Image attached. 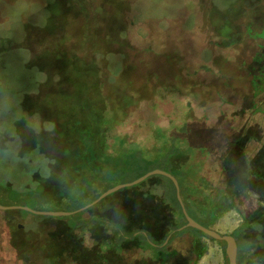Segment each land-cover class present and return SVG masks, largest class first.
I'll return each instance as SVG.
<instances>
[{
	"label": "rangeland",
	"instance_id": "374dc122",
	"mask_svg": "<svg viewBox=\"0 0 264 264\" xmlns=\"http://www.w3.org/2000/svg\"><path fill=\"white\" fill-rule=\"evenodd\" d=\"M131 1L0 0V203L63 211L87 205H81L77 178L88 157L81 137L99 143L102 118L109 105L118 108V94L143 90L148 81L185 79L174 21L198 19L209 39L203 58L215 69L204 75L206 97L238 105L242 116L249 112L254 120L236 142L222 149L216 144L212 164L224 166L220 185L211 181L212 166L211 180L198 186L199 202L219 205L213 224L194 217L240 237L242 245L248 240L238 264H264V0H144L139 9L152 18L144 35L128 27L125 8ZM229 44L233 51L227 55ZM218 123L228 125L224 119ZM157 184L150 177L120 189L86 214L0 211V264L6 258L11 264H69L65 257L53 260L58 246L73 250L71 260L78 264H95L97 251H106L102 263L126 264L130 256L112 247L114 227L153 230L162 241L170 237L168 226H176L171 206L160 204ZM29 192L35 198H26ZM202 239L208 248L196 264H229L225 240ZM137 241L129 245L135 256ZM193 242L185 233L172 247L188 251L189 262L196 256ZM88 243L91 255L85 259Z\"/></svg>",
	"mask_w": 264,
	"mask_h": 264
},
{
	"label": "trees",
	"instance_id": "16d2710c",
	"mask_svg": "<svg viewBox=\"0 0 264 264\" xmlns=\"http://www.w3.org/2000/svg\"><path fill=\"white\" fill-rule=\"evenodd\" d=\"M142 1L144 0L126 2L125 11L130 20L129 29L139 28V33L144 35L152 18L139 9ZM179 10L190 13L187 8L184 10V6H179ZM197 21L186 24H182L183 21H174L178 32L173 35V40L182 55L183 70L187 73L185 79L193 77L195 83L190 84L187 80L184 82L185 79L176 76L174 80L171 79L172 82L157 80V83L150 85L148 81L143 90H134L125 95L118 94L121 96L118 99V108L109 105L102 118L98 131L99 143L92 144L81 137L88 153L87 160L80 165L81 170L77 176L81 191L84 193V202L81 205L91 203L104 190L116 183L129 182L152 169L162 168L177 177L190 215L205 219L210 226L213 224L214 214L219 205H212L211 199H206L203 204L199 202L198 186L205 185L211 180L210 171L214 168L216 177L212 176L211 181L216 187L220 185L224 166L212 164L216 162L214 157L216 144L219 145L218 149H222L227 147L223 145L236 142L240 133L242 135L252 125L254 118L249 112L242 116L238 105L231 104L225 99L211 100L206 97L204 75L207 71L210 73L215 69L211 62L207 63L203 58L202 52L207 49L209 39L208 34L200 29L201 23ZM231 51L232 44H229L225 52L229 55ZM215 73L220 75L219 71ZM260 109L261 106L254 108L255 112ZM221 119L228 121V125L223 127L219 126L220 123L217 125L216 122H220ZM195 125L202 129L194 130ZM151 177L158 181L157 186L160 190L157 192L158 197H163L160 204L168 203L172 208L171 215L176 226L171 224L168 226L171 230L168 233L170 237L166 236L165 240L160 241L153 230L133 228L132 225L125 227L118 223L121 229L114 227L112 247L118 249L124 257L130 256L125 260L126 264H196L208 248L202 237L210 236L194 227L181 229L187 220L177 198L174 182L161 174ZM223 194L224 201L228 202L229 193L223 191ZM27 197L35 198V193L29 192ZM19 203L28 205L24 202ZM89 210L87 208L82 212L86 214ZM158 216V212L152 213L153 218ZM71 225L76 227L78 223ZM185 233L193 237L195 243L193 247L196 256L189 262L188 251L182 252L172 247L176 238ZM238 238L239 253L240 246L242 251L249 250L248 240L246 245H242L241 238ZM137 240L140 241L139 256H135L129 247L131 243H137ZM9 250L11 251L10 248Z\"/></svg>",
	"mask_w": 264,
	"mask_h": 264
},
{
	"label": "water",
	"instance_id": "95a60500",
	"mask_svg": "<svg viewBox=\"0 0 264 264\" xmlns=\"http://www.w3.org/2000/svg\"><path fill=\"white\" fill-rule=\"evenodd\" d=\"M156 174H161L169 177L175 184L176 186V191H177V198L180 202V205L182 207L183 213L185 215V218L187 220V223L182 227H194L197 228L201 231H203L205 234L208 236L217 239V240H225L226 241V254L228 256L229 264H238V255H239V244L237 241V238L233 234H228V233H222L212 227H208L199 221H197L194 217H192L185 205V202L183 200L182 194H181V187L180 183L177 179V177L172 174L171 172L164 170L162 168H155L152 169L142 176L129 181V182H121L118 183L110 188H108L106 191H104L102 194L99 195L98 198L93 200L91 203H88L87 205L78 208L73 211H63V210H38L35 208L30 207L29 205H20V204H11V205H4L0 203V209L2 210H9V209H23L27 210L30 212H33L35 214H41V215H49V216H64V215H70L76 212H81L93 205H96L99 203L102 199L107 197L109 194L119 191L120 189L127 188L133 185L140 184L141 182L145 181L149 177L156 175ZM181 228V229H182Z\"/></svg>",
	"mask_w": 264,
	"mask_h": 264
},
{
	"label": "flooded vegetation",
	"instance_id": "af4514ba",
	"mask_svg": "<svg viewBox=\"0 0 264 264\" xmlns=\"http://www.w3.org/2000/svg\"><path fill=\"white\" fill-rule=\"evenodd\" d=\"M4 211V210H3ZM20 225V224H19ZM91 248H90V243H88V247L87 248H85V251H83V253H82V255H83V257L85 258V259H89L90 258V255H91ZM73 252V250H69V251H67V250H65V249H63V247H61V246H58L57 248H56V250H55V252H54V254H55V259L53 258V260L56 262V263H59V260L60 259H62V258H66V260H67V263H69V264H78V262H77V260H71V253ZM105 253H106V251H102V252H100V251H97L96 253H94V255H95V257H97L96 258V260H98V261H95V264H105V261H107L106 259V257H104L105 256ZM77 254H79V253H77ZM101 259H103V260H105V261H103V263L101 262V261H99V260H101ZM110 262H107V264H109ZM2 264H11V263H9V259H7L6 258V260L5 261H3L2 262ZM12 264H16V263H12Z\"/></svg>",
	"mask_w": 264,
	"mask_h": 264
},
{
	"label": "crops",
	"instance_id": "0c3cea01",
	"mask_svg": "<svg viewBox=\"0 0 264 264\" xmlns=\"http://www.w3.org/2000/svg\"><path fill=\"white\" fill-rule=\"evenodd\" d=\"M225 251H226V249H225L224 251H222V252H224V254L227 255ZM238 256H239V255H238ZM227 257H228V256H227ZM257 262H259V261H257ZM254 263H255V262H254ZM252 264H253V263H252Z\"/></svg>",
	"mask_w": 264,
	"mask_h": 264
}]
</instances>
